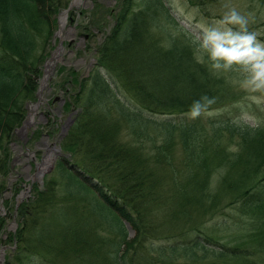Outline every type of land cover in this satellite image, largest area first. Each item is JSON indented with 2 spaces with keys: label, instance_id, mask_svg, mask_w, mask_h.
Listing matches in <instances>:
<instances>
[{
  "label": "trees",
  "instance_id": "obj_1",
  "mask_svg": "<svg viewBox=\"0 0 264 264\" xmlns=\"http://www.w3.org/2000/svg\"><path fill=\"white\" fill-rule=\"evenodd\" d=\"M119 4L95 68L75 80L81 111L65 140L86 155H99L94 161L61 157L31 211L20 205L18 214L33 218L10 235L17 242L16 264H157L208 260L211 254L264 264V129L240 130L239 149L229 153L220 140L223 130H238L230 120L212 122L208 133L198 122L148 117L184 116L203 96L215 99L206 110L211 111L245 93L194 58L191 33L164 0ZM68 5L69 0H0V174L9 169L5 145L37 99L58 15ZM122 129L136 137L162 129L166 138L149 156L141 146L120 142ZM176 130L185 160L178 170L170 167L173 176L163 181L174 159L170 138ZM81 133L86 138H73ZM216 169L223 170L219 188ZM170 197L173 205L163 208ZM227 205L249 217L250 231L237 245L228 246L202 225ZM109 228L116 236L107 241L102 234Z\"/></svg>",
  "mask_w": 264,
  "mask_h": 264
},
{
  "label": "rangeland",
  "instance_id": "obj_2",
  "mask_svg": "<svg viewBox=\"0 0 264 264\" xmlns=\"http://www.w3.org/2000/svg\"><path fill=\"white\" fill-rule=\"evenodd\" d=\"M120 1L69 0V5L65 8L68 10V14L63 15L64 10H62L58 15V20H61L62 17L65 18L66 26L61 32L59 29L61 24H58L57 21V27L44 63V70L46 69L45 64L48 61H53L54 54L59 50L61 51L60 60L57 61L48 76L49 79L41 92V99L29 102V112L35 110L36 103H40L36 107L34 122L29 131L20 130L8 141L9 144L5 145V153L10 156V161L7 173L0 174V185L3 186V191L0 192V224L2 225L0 227V253H3L4 256L0 260V264H6V262L16 264L14 254L17 242L16 239L10 240V235L18 230L20 223H30L33 218L29 212L19 215V205L24 203V207H28L31 211V206L41 197L42 194L40 193L44 191L51 178L57 161L61 157L72 162L74 160L94 161L99 155V153L86 155L84 149L80 148L78 144L72 141L71 144L67 145L65 140L81 111L80 103L76 99V91H79L77 90L79 87L75 80L88 77L95 68L100 58V47L114 27L113 15L120 8ZM164 1L176 20L184 27L185 32L191 33L194 58L197 61V57L201 58V63L207 65L216 74L224 77L232 86L245 94L226 107L202 112L197 119H190L187 114L181 117L162 118L152 115H148V117L158 122L169 118L176 124L198 122L208 129V133L211 132L210 125L212 122L230 120L238 130L229 131L233 135L223 130L220 142L229 153L236 152L241 142L238 133L240 130L247 126L264 129V89L253 90L254 85L244 83L249 73L243 65H233L227 71L213 69L208 54L199 47L198 37L201 36L204 28L215 26V21L222 19L226 13L235 10L247 18L248 30L257 32L258 39L264 40V0ZM70 30L72 33H69ZM60 33H62L61 36ZM72 72H74V76H72ZM209 112L212 113L211 116L208 115ZM21 127L22 124L18 128ZM80 135L84 136L81 133L73 138H78ZM171 137L170 139L175 143L173 148L174 159L169 167L164 168L163 181H167L173 176L174 169L170 167L178 170L185 160L180 132L174 131ZM84 138L86 137L84 136ZM165 138L166 135L162 129L153 130L148 136L140 135L139 137L125 129L120 132V142L141 146L149 156H155L154 153L162 146ZM79 149H81L80 152H78ZM50 151L51 154L48 158ZM45 162L47 166L43 171V176L40 177V166ZM80 166L82 165L80 164ZM216 171L214 174L216 184L214 186L219 188L218 181L223 170L216 169ZM27 189H29L28 193L26 192ZM163 190L170 191L166 187ZM167 196H169V192ZM174 201L175 199L170 197L163 208H167V203L168 208L171 207ZM221 202L226 203L223 200ZM202 225L209 230H214L217 236L222 238V242L228 246L237 245L250 231L249 217L244 216V211H241V208H234L232 205H227L217 215L216 212L207 215L203 219ZM110 229L102 234L107 241L116 236L111 233ZM219 230L221 232H218ZM134 235L133 230L129 231V238H133ZM61 261L64 262L66 259L61 258ZM154 262L157 264H211L212 262L216 264H238L235 260L217 259L212 254L208 260L191 262L190 260L179 259L168 262L157 259Z\"/></svg>",
  "mask_w": 264,
  "mask_h": 264
},
{
  "label": "clouds",
  "instance_id": "obj_3",
  "mask_svg": "<svg viewBox=\"0 0 264 264\" xmlns=\"http://www.w3.org/2000/svg\"><path fill=\"white\" fill-rule=\"evenodd\" d=\"M247 24L245 16L232 10L215 21V26L202 30L199 47L208 54L213 69L227 71L233 65H243L249 73L244 83L254 85L253 90L264 89V40L258 39L257 32L249 31ZM215 102L214 98L203 96L193 102L187 115L197 119Z\"/></svg>",
  "mask_w": 264,
  "mask_h": 264
},
{
  "label": "bare ground",
  "instance_id": "obj_4",
  "mask_svg": "<svg viewBox=\"0 0 264 264\" xmlns=\"http://www.w3.org/2000/svg\"><path fill=\"white\" fill-rule=\"evenodd\" d=\"M76 1H80V0H76ZM65 26H66V20H65V18L64 17H62L61 18V29H62V31L65 29ZM61 31V32H62ZM69 33H72V31L70 30L69 31ZM61 34L62 33H60V36H61ZM60 50L58 51V52H56L55 54H54V58H53V61H51L48 65H47V67H46V76H47V79L46 80H48L49 78H48V76H49V74L51 73V71L53 70V68H54V66H55V64L57 63V61L58 60H60ZM34 112H35V110H33V111H31V117H30V119H29V122H28V124H27V126L25 127V130L26 131H28L29 129H30V127H31V125L33 124V122H34ZM25 130H23V131H25ZM25 131V132H26ZM50 154H51V151L49 152V154H48V158L50 157ZM46 166H47V163L45 162L42 166H40V170H41V172L40 173H42L45 169H46ZM20 206V205H19ZM3 210V209H2ZM4 257V256H3ZM0 260H1V255H0Z\"/></svg>",
  "mask_w": 264,
  "mask_h": 264
},
{
  "label": "water",
  "instance_id": "obj_5",
  "mask_svg": "<svg viewBox=\"0 0 264 264\" xmlns=\"http://www.w3.org/2000/svg\"><path fill=\"white\" fill-rule=\"evenodd\" d=\"M68 13V10H66L65 12H64V14L63 15H66ZM58 24H61V20H58ZM60 30H61V28H60ZM49 62H51V61H48V63L47 64H45L46 66H45V68L47 67V65L49 64ZM46 78H47V76H46V69L44 70V76H43V78H42V80H41V82H40V87H39V90H38V94H37V97H38V100H40L41 99V92H42V90L44 89V87H45V85H46V82H47V80H46ZM39 102L38 103H36V107L37 106H39ZM35 107V111H36V108ZM28 109V108H27ZM35 113V112H34ZM36 114V113H35ZM30 117H31V112H29V110H28V113H27V118H26V120H25V122H24V124H23V126H22V130H25V127L27 126V124H28V122H29V119H30ZM26 131V130H25ZM29 131V130H28ZM27 132V131H26ZM43 172L42 173H40V177L41 176H43ZM27 193L29 192V189H27V191H26ZM0 255H1V259H3V253H0Z\"/></svg>",
  "mask_w": 264,
  "mask_h": 264
}]
</instances>
